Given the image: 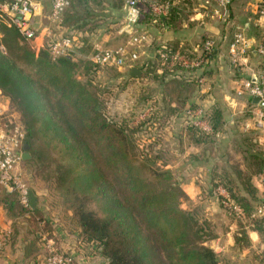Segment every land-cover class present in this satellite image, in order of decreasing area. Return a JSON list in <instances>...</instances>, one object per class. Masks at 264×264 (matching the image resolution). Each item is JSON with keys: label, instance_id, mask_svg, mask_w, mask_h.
I'll return each instance as SVG.
<instances>
[{"label": "trees", "instance_id": "obj_1", "mask_svg": "<svg viewBox=\"0 0 264 264\" xmlns=\"http://www.w3.org/2000/svg\"><path fill=\"white\" fill-rule=\"evenodd\" d=\"M90 1L95 2L72 0V4L74 8L75 5L87 7ZM114 1L117 8H123L124 0H120V4ZM154 1L170 4L174 1L181 4L188 2ZM83 7L82 12L85 13ZM79 14L80 11H76L72 15V22L79 28L58 24L61 30L67 29L63 36H77L78 29L89 21L86 19L88 15L82 17ZM179 15L175 8L168 9L164 16L148 11L139 23L170 27L174 26ZM68 22L70 24L71 20L68 19ZM78 45L75 44V50ZM181 47L161 43L156 48L157 56L159 50L169 48L196 57L188 47ZM213 51L206 54L207 61L201 67L208 64ZM201 54L205 55V52L201 50ZM69 56L52 58L49 43L34 53L26 45L20 44L14 28L0 25L1 95L19 113L25 129L24 142L31 152L34 150L32 155L36 156L34 146L41 144V149L47 153L52 148L59 154L60 160L55 161L50 172L60 190L62 209L71 213L72 221L81 228L83 240L95 246L106 264H220L218 254L207 244L217 237L216 232L208 221H204L205 226L201 225L195 217L196 212L180 207V198L187 195L178 180L173 179L171 170L165 163L152 165L139 158L137 144L127 125L104 116L101 91H97L93 80L99 67L93 61L76 57L73 53ZM154 66L152 59L138 65L141 74L144 69L147 74L152 73ZM184 71L190 72L193 77L192 69H186L180 62L170 69L165 66L158 75L169 85L166 92H176V100L181 102H185L182 93L189 84L178 74ZM195 79L198 82L197 76ZM141 98L152 100L153 90L145 91ZM251 107L254 105L251 104ZM192 109L185 107L181 110L184 122L196 134H201L205 141H211L214 133L222 129L221 111L214 108L206 115L212 133L205 134L190 123ZM158 115V111L152 112L146 122L149 129L159 119ZM250 156L254 159V172L264 174V156L261 153ZM235 174L239 177L242 173L236 171ZM215 176L212 193L221 207L222 197L216 192L218 186L227 191L231 201L244 213L243 218L237 219L231 215L240 229L234 235L235 245L242 247L248 244L245 224H251L264 242V216L252 217L256 205L264 203V197H258L247 175L243 176L242 181V189L247 196H243L234 182L227 179L225 172ZM1 202L5 214L14 220L20 216L27 217L35 209L22 205L16 192H5L1 195ZM11 229L7 244L15 239L14 228ZM261 262H264V249Z\"/></svg>", "mask_w": 264, "mask_h": 264}, {"label": "crops", "instance_id": "obj_2", "mask_svg": "<svg viewBox=\"0 0 264 264\" xmlns=\"http://www.w3.org/2000/svg\"><path fill=\"white\" fill-rule=\"evenodd\" d=\"M113 2L114 0L109 2L103 10L106 11V15L112 13L114 9H121ZM48 6L47 3L43 7L41 15L48 14ZM167 6L168 9L175 8L180 12L174 26L162 24L159 27L147 26L141 21L139 25L140 28L145 27L148 30L149 38L139 50L140 57L135 67L152 59L155 62L154 71L147 74L144 69L138 77L130 75V68H123L121 72L138 82L140 97L145 91L153 90L152 100L138 97L135 99L136 104L140 103L139 107L145 115L158 111L159 119L150 128L151 133L148 137L157 139L159 152L167 151L165 146L168 145L170 158L165 166L177 175L188 199L194 205H200L201 210L208 214L205 213L208 218L214 221V212L219 213L217 219L221 220L218 223L221 227L218 229V237L213 239L214 242L222 241L218 253L229 252L227 255L237 256L240 264H264L261 262L264 242L259 233L251 228V224H245L248 244L236 246L234 235L240 230L238 224L236 220L228 218L223 213L211 187L212 182L216 180L215 174L225 172L227 179L234 182L243 196H247L242 189L243 176L247 175L256 188L258 197L261 199L264 197V186L261 183V176L264 174L254 172V159L250 156L255 153L264 156V129L254 123L251 107V104L254 105L253 97L247 92L238 94L243 81L254 79L261 70V56L255 49L260 44L264 31V0H233L228 6L226 19L212 16L210 14L212 8L204 6L202 0H188L185 4L174 1L171 4L167 3ZM108 20L104 22L109 25L116 23V19ZM78 30L76 37L79 45L73 55L92 61L94 46H106L91 39L94 35L91 34L89 37L85 30L84 33L81 31L82 28ZM238 31L243 32L250 48L239 53L233 62L229 47ZM120 38L125 41L124 35ZM206 38H211L215 44L210 61L201 68L185 67L192 69L193 77L188 71L178 73L187 79L186 82L189 84L182 93L185 102L177 101L176 92L171 91V94H168L166 90L169 85L158 76L165 66L157 56L156 48L166 42L172 43L176 48L185 45L190 52L198 56L202 50V42ZM87 42L91 43L89 49L83 47ZM0 101L8 103L1 95V91ZM185 107L193 108L194 111L189 117L190 123L205 134L212 133L206 115L214 108H218L222 114V129L214 133L211 141H205L201 134H196L194 129L187 127V123L184 122L185 117L180 112ZM165 139L168 141L164 142ZM236 171L243 175L238 177ZM28 188L32 189L37 197L35 209L27 214L32 224L21 222L19 228H15L16 220L5 214L0 195V228L11 225L15 228V239L8 243L0 254V264H39L47 253L48 243L60 252L73 255L77 264H106L95 246L83 240L81 228L73 222H70L71 224L67 222L68 218L71 220L69 211L65 212L58 207L51 212L47 203L45 204V197L43 199L37 190Z\"/></svg>", "mask_w": 264, "mask_h": 264}, {"label": "built area", "instance_id": "obj_3", "mask_svg": "<svg viewBox=\"0 0 264 264\" xmlns=\"http://www.w3.org/2000/svg\"><path fill=\"white\" fill-rule=\"evenodd\" d=\"M203 5L208 9L212 8L211 15L220 19L228 17V6L233 0H202ZM69 0H0V25L14 28L21 38L26 41H35L38 36L35 29V19L42 13L43 7L48 3L47 14L50 24H59L64 11L69 6ZM123 9L125 16L120 33L125 35V41L114 47L94 46L92 61L101 68L114 67L118 70L129 69L135 66L139 60V50L148 41L149 35L139 27V20L144 13L153 11L157 15H164L168 6L154 0H124ZM47 35L49 26H45ZM76 36H61L51 40L49 52L52 58L62 55H70L77 44ZM214 41L207 38L202 43V50L205 55L190 57L179 49L159 50L158 56L162 65L172 67L180 62L186 68H198L206 63V54L213 51ZM44 48L43 43L35 45V53ZM250 48L242 31L235 33L230 43L229 52L233 62L236 61L239 53ZM255 51L261 56V70L254 79H246L238 94L247 92L250 96L258 97L263 105L254 104L252 117L255 125L264 129V31L260 44ZM25 129L21 117L17 111L12 109L8 103L0 101V194L4 192H16L22 205H29L28 186L23 179L21 162L23 161V144ZM261 183L264 186V175L261 176ZM216 192L222 197V204L229 215L236 218H243L244 213L241 207L235 205L227 191L218 186ZM264 216V203L259 204L252 213V217ZM11 226L0 228V254L7 245L11 234ZM46 255L39 264H77L70 253L60 252L53 245H46Z\"/></svg>", "mask_w": 264, "mask_h": 264}, {"label": "rangeland", "instance_id": "obj_4", "mask_svg": "<svg viewBox=\"0 0 264 264\" xmlns=\"http://www.w3.org/2000/svg\"><path fill=\"white\" fill-rule=\"evenodd\" d=\"M113 0H95V2L90 1V3H87V7L85 8V13L82 12L81 6H76L75 8L72 4V0H70V5L66 8V10L63 13V16L61 18V21L59 23H62L64 27H71L79 28V26L75 25L74 21L72 22V15L74 12L77 11L80 16H86V19L88 18L89 21H86L84 25H82L80 28H82V32L85 31L90 35H94L91 37L93 40L98 41L102 43V45H105L106 47H112L117 46V44L123 43L120 36H123V33L118 32L117 30L120 29L122 26L124 16H125V9L116 10L114 9L112 13L106 15V11H103L106 6L109 5V2H112ZM115 2V1H114ZM117 2L120 4V0H117ZM88 8V9H86ZM70 15V17H68ZM78 14H75L77 16ZM68 19L71 20V23L69 24ZM109 19V20H108ZM116 23L108 24L104 22V20L108 21H115ZM118 22V23H117ZM120 23V25H119ZM140 24V23H138ZM35 29L36 34L38 36L37 40L35 41H26L21 38V36L18 33V37L20 38V44L26 45L29 49L34 51L35 53V45H39L40 43H43L45 46L47 43H50L51 40L58 39L64 32H67V29L61 30V27L58 26V24H50L47 15L43 16L40 15L35 19ZM45 26L50 27L49 34L47 35L46 30L43 31V28ZM6 27V26H5ZM143 27V26H141ZM142 30H146L148 33V30L144 27L141 28ZM85 30V31H84ZM70 34V33H69ZM92 34V35H91ZM149 35V33H148ZM125 36V35H124ZM86 49H89L91 47V43L87 42L85 46H83ZM3 49V47H1ZM42 49V48H40ZM39 49V50H40ZM38 50V51H39ZM37 51V52H38ZM29 69L28 67H26ZM99 71L97 74L94 75V85L97 88V91H101L100 99L102 102V112L104 116L110 120L116 121L117 123H125L130 130L132 135V138L134 142L137 144V155L139 158L146 160L148 163L152 165H161V163H166L169 161L170 155L168 153V145L166 144V150H163L161 152L158 151L157 148V139H152L151 137H148V134L151 133V129L147 127L146 122L148 121L151 114L145 115L144 111L141 110L142 108L140 103L136 104V97L139 99L141 98L139 93V84L136 83V80L131 79L127 77L125 74H123L122 69L118 70L114 67H106L101 68L99 67ZM144 95V94H143ZM145 96V95H144ZM8 105L10 106L9 102ZM11 107V106H10ZM143 122V123H142ZM168 141L167 139L164 140ZM43 147V145L41 144ZM40 145H35V153L36 156H33L32 153L34 150L28 149L30 157L23 160L21 162V172L23 179L25 180L28 187H31L39 193V195L44 199L45 197V204L48 206L49 210L51 212L55 211L58 207L61 209L63 208L61 205L63 204L62 198L60 196V190L56 186V179L52 178V174L50 172V169L52 170L55 161L60 160L59 154L55 149H49L50 152L47 153L43 148L41 149ZM48 151V150H47ZM42 152V153H41ZM39 155V156H38ZM49 161V165L47 162ZM43 163V164H42ZM50 167V168H49ZM173 179H177V175L171 170ZM180 186L181 183L178 180ZM182 188V186H181ZM183 190V188H182ZM5 192L3 191L1 195H3ZM185 193V192H184ZM218 202V201H217ZM219 206L221 207L220 203L218 202ZM179 205L181 208L185 210H189L192 212H196L195 217L199 221V223L204 225V221H208L210 225H212V229L216 232L218 237V229L221 227L218 223L221 222L220 219H217L218 214L217 212H214L213 216L215 220H211L208 218V214L201 210L200 205L197 204L194 205V203L188 199V197H182L179 200ZM221 210L223 213L228 216V218H233L231 215H229L223 207H221ZM207 215H206V214ZM220 218V217H219ZM237 219V218H236ZM17 225L15 228L21 227V222H26L27 224H32L30 217L20 216L16 219ZM69 224L70 222H73L72 219H67ZM20 221V222H17ZM36 222V221H34ZM243 222H245L243 220ZM74 223V222H73ZM25 226V224H24ZM205 226V225H204ZM11 227H13L11 225ZM14 228V229H15ZM210 231V230H208ZM216 237V238H217ZM215 238V239H216ZM208 241L207 244L210 245L214 251L218 254L219 257V263L220 264H240L239 258L237 256H228L227 254L229 252H223L218 253L219 245H221V240H218L216 242Z\"/></svg>", "mask_w": 264, "mask_h": 264}, {"label": "water", "instance_id": "obj_5", "mask_svg": "<svg viewBox=\"0 0 264 264\" xmlns=\"http://www.w3.org/2000/svg\"><path fill=\"white\" fill-rule=\"evenodd\" d=\"M68 57H70V56L68 55ZM129 70H130V75L132 77H138L141 74V71L138 67L132 66V67H130ZM252 101L254 104L263 105L262 102H259V98L256 96L253 97ZM28 149H29V145L27 143H24L23 144V155H22L23 160L30 157ZM28 196H29V207L31 209H34L35 205H36L37 197H36L34 191L30 188L28 189Z\"/></svg>", "mask_w": 264, "mask_h": 264}]
</instances>
